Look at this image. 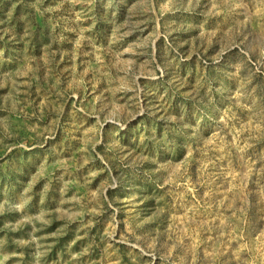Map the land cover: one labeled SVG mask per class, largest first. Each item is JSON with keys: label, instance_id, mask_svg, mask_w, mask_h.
Instances as JSON below:
<instances>
[{"label": "rangeland", "instance_id": "374dc122", "mask_svg": "<svg viewBox=\"0 0 264 264\" xmlns=\"http://www.w3.org/2000/svg\"><path fill=\"white\" fill-rule=\"evenodd\" d=\"M0 264H264V0H0Z\"/></svg>", "mask_w": 264, "mask_h": 264}]
</instances>
